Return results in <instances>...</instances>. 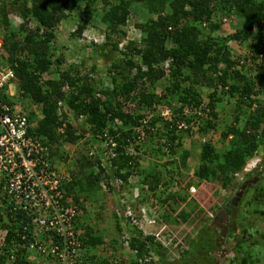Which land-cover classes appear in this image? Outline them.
I'll return each mask as SVG.
<instances>
[{
  "label": "trees",
  "instance_id": "obj_1",
  "mask_svg": "<svg viewBox=\"0 0 264 264\" xmlns=\"http://www.w3.org/2000/svg\"><path fill=\"white\" fill-rule=\"evenodd\" d=\"M132 11L139 18L134 24L138 36L118 49L121 27ZM231 13L236 27L225 32V18ZM10 15L19 19L14 27ZM76 20L81 23L74 24ZM65 22L75 26L70 38L88 28L100 29L103 42L85 41V52L63 62L59 49L50 44L57 26ZM0 29V48L15 79L14 95L3 100L9 107L18 104L35 122V134L63 165L68 179L57 191L60 205L66 199L75 211L70 227L80 264H109L92 254L107 237L102 236V219L94 221L100 227L83 220L84 204H99L95 195L101 193V184L116 192L114 180L132 186L127 180L134 177L140 193L146 191L137 200L157 212V222L197 225L209 206L202 207L188 187L203 182L223 191L237 189L241 182L235 184L233 175L264 149V101L258 98L264 94V0H0ZM242 45L250 67L238 63L235 51ZM87 58L95 62L86 68ZM224 99L233 106L229 116L218 118L215 109ZM126 102L152 115L133 114L125 110ZM159 105L169 111L167 116L156 112ZM138 128L153 157L141 162L137 154L124 153L136 149ZM193 128L199 135L218 131L223 146L216 149L201 141L197 164L187 175L186 162L195 145L184 149L182 135ZM65 145L74 147L71 155ZM243 177L257 182L243 190L235 206L230 200L224 205L230 247L209 234L204 222V229L194 230L178 256L168 261V249L155 235L143 236L136 226H123L117 218L114 228L127 238L126 253L110 264H264V165ZM22 216L8 213L6 223L0 218V230H5L0 264H32L27 258L33 241L29 217L20 225L16 222ZM108 241L111 247H123L121 240Z\"/></svg>",
  "mask_w": 264,
  "mask_h": 264
},
{
  "label": "rangeland",
  "instance_id": "obj_2",
  "mask_svg": "<svg viewBox=\"0 0 264 264\" xmlns=\"http://www.w3.org/2000/svg\"><path fill=\"white\" fill-rule=\"evenodd\" d=\"M97 13H99V11H95L94 12V18L93 20L95 22L98 21V16ZM220 17V15H218ZM82 17V16H81ZM222 18V17H221ZM235 15L233 13L229 14L227 16V19L225 18L226 22L224 24V29L225 32H229L230 30L235 29L236 26H232L234 24H236V19H235ZM11 25L14 27L19 23V19L17 17H15L14 15H10L9 16ZM73 22V21H72ZM72 22H65L62 23L58 26V28L56 29V40L53 44H50V46L56 47L57 49H59L58 53L62 54V58H63V62H68V61H75V58L78 56V54H80L81 52H85L83 50L82 44L85 41H94L96 43H100L103 42L101 41V39L103 40V30L100 29H86V31L82 32L79 36H74V37H69L70 32L72 30L75 29L74 24H80L81 20H76L74 22V24ZM139 22V18L136 15V13H134L133 11L130 12V15L128 17V19L126 20V23L124 26L121 27L122 32L124 33V36L120 37L117 39L118 41V49L120 47V45H123L124 42H127L135 37L138 36L137 30L134 28V24ZM231 25V26H230ZM239 27V26H238ZM223 32V33H225ZM223 33H218V32H214L213 34L216 35H220L223 36ZM0 40H1V29H0ZM232 45V44H231ZM230 45V46H231ZM232 47H235V45H232ZM231 47V48H232ZM233 49V48H232ZM77 50H79V53L76 52ZM237 54V59H238V63L239 64H243L245 66L250 67V64L247 60V56H246V45H242L239 50L235 51ZM2 51L0 48V58L2 57ZM70 53L73 54L70 56ZM59 54V55H60ZM84 56L86 57V53H83ZM88 54V51H87ZM56 56V55H55ZM69 59H67V57H69ZM80 56V55H79ZM83 57V56H80ZM89 58V57H88ZM85 59V67L87 68V66L91 63V62H95V59L93 60H89V59ZM2 59V58H1ZM74 59V60H73ZM97 63L98 60L96 61ZM69 63V62H68ZM60 68H65V64L61 65ZM159 87H157L155 89V93L159 92ZM258 98L262 101H264V94L258 96ZM134 103V101H133ZM133 103L130 102H126L125 105V110H129L130 112H132L134 114V112L136 114L141 113V114H145L148 116V114L152 115V113L150 111H148L149 113H147L145 110H140L137 109V107L133 106ZM232 102L231 101H226L225 99L223 100L222 103H220L217 108L215 109V111L217 112L218 118L224 117V115H228L231 112V108H232ZM36 107V106H35ZM38 108V107H36ZM139 108V107H138ZM157 111L159 112L160 115H164V109L162 108L161 105H159L158 107L156 106ZM158 113V114H159ZM165 116V115H164ZM229 116V115H228ZM140 128L137 129V136H140ZM194 128L192 129V131L190 132V134L187 135H182L183 140H182V146L184 149H189L191 147L194 148L191 150V155L187 160V166L189 168L188 174L190 175L192 170H193V166H195L197 164V159H198V147L199 144H201V141H208L214 148L216 149H222L221 143L218 140V136H219V132L218 131H211L205 135H199L197 133H195ZM229 139V137H228ZM81 144V143H80ZM134 146H137L135 153H133V150L130 152V150H128V152L130 153V155H136L137 157L139 156V160L141 161H145L148 160V157H152L150 156L149 152H150V146L149 143L147 142L146 138H143L142 141L138 142L137 144L133 143ZM191 146V147H190ZM73 146H67V153H69L70 155L73 153ZM84 149V146L83 148ZM129 149H132L131 147ZM85 151V150H84ZM152 152V151H151ZM153 158V157H152ZM160 159L162 161L166 160V157H160ZM248 166H246L244 168V171L238 172L236 174L233 175V180L235 182V184L238 183H242L243 182V174H246L245 170L251 169V167L254 166V169H258L260 166L264 165V149H262L261 151H259V154H257L256 156L252 157L250 160L247 161ZM146 165V164H145ZM173 167V166H172ZM254 169H251L249 172H253ZM134 178V177H133ZM131 178L130 180V184H133L132 186L128 187V185H124L122 186V189L120 190H116V192L112 193V191H110L109 189L106 188L105 185H100V191L96 193V197H95V202H98L100 204H95V203H85V209L87 211L84 212V216L86 215L85 218H83V220L87 221L88 223H90L91 225H97V227H100V222L98 224H96L95 219L97 218V221H100V219H102L101 225H103L105 232L102 234L107 236L104 240L103 243L101 244L100 248H97L96 250H94L92 252V254L95 255L96 260H98L101 257H104L106 259V261L110 264L111 262H114L113 257H119L121 256V254H124L123 252H125L126 247H121L122 249H120L119 244L116 245V248H119L120 250L117 251L116 248H114V246L111 247V244L109 243L108 239H113V242L116 244L119 242V240L122 239L121 235L119 232L115 231V221L117 220L118 216L124 214L125 213H129L131 215V218H133L134 223H131L130 220L125 221V220H119L120 223H122L123 226H136L141 234L143 236H151V235H155L156 241L158 243L161 244V246H165L168 248L167 250V260L171 261L173 258L177 257L179 254V251L181 249H183L184 247V240L187 238H190L193 233L194 230L196 229H204L208 231L209 234L211 235H215V238L218 239L220 238L222 240V242L225 243V246L227 245L228 247H230L232 241H231V233H228L229 230V222L228 219L226 221H222L220 220V218L218 217V215L220 213H225L226 216H229L228 211L226 212L225 209L226 207L224 206L226 203H228V201L233 198L235 192L237 191V189H230L227 191H223L222 189H220L217 184H209V183H196L193 182V184H191L188 187V190L191 194V196L198 198L199 197V204L202 207L205 206H209V209L206 212V215L203 217V220L200 221V223H198L197 225H193V224H185V225H163L160 224L159 222L156 221V211H153L151 208L147 207L145 205V203H141L137 200V198L140 199L141 195L144 196L146 194V191H142V193H140L139 189L140 187H138L137 185L135 186L134 183V179ZM256 183V182H255ZM134 186V187H133ZM144 188V187H142ZM198 189V190H197ZM171 190V188H170ZM199 193L198 195L196 193ZM133 196L135 197L133 199ZM117 199H120L119 201L123 203V212L120 213L118 211L117 208ZM99 200H101L102 202H100ZM83 212V211H82ZM82 212L78 213L81 214ZM118 214V215H116ZM125 216H127L125 214ZM227 216V217H228ZM245 218H250L249 215H244ZM83 220L79 221L81 224H83ZM151 220L154 221L151 222ZM218 220V223L214 224V221ZM118 221V220H117ZM254 221H257V219H254ZM205 222V223H204ZM205 224L203 227L202 224ZM258 224V223H256ZM124 229V227H123ZM223 230H225L223 232ZM121 233L123 234V232L121 231ZM170 239H172V241L170 242ZM173 239L175 240H179L178 242H180V245L175 244V242L173 241ZM117 241V242H116ZM181 247V249L179 250V248ZM115 249V250H114ZM126 253V252H125ZM222 254V253H221ZM227 256H225V258H230V253L228 252L226 254ZM27 258L29 261H31V263L34 262H39L41 263L43 261V257L37 254H34L32 252H29L27 254ZM220 258V257H219ZM220 259H223V257H221Z\"/></svg>",
  "mask_w": 264,
  "mask_h": 264
},
{
  "label": "built area",
  "instance_id": "obj_3",
  "mask_svg": "<svg viewBox=\"0 0 264 264\" xmlns=\"http://www.w3.org/2000/svg\"><path fill=\"white\" fill-rule=\"evenodd\" d=\"M1 58V222L8 221V213L23 214L21 218H17V225L22 223L24 216L29 217L33 241L27 250L43 257L41 263L32 264H80L82 260L79 246L70 227L75 211L66 199L65 205H60L61 194L57 191L58 185L68 177L63 165L51 156V151L43 138L35 134V122L27 119L18 104L9 107L3 100L14 95L15 79L4 53ZM168 113L169 111L165 109L164 115L167 116ZM140 134L133 138L135 144L142 141L143 135L141 132ZM110 146H115V142H110ZM126 215L129 216V213ZM131 222L134 223L133 220ZM49 233L54 236H48ZM4 236L5 230H0V241Z\"/></svg>",
  "mask_w": 264,
  "mask_h": 264
},
{
  "label": "clouds",
  "instance_id": "obj_4",
  "mask_svg": "<svg viewBox=\"0 0 264 264\" xmlns=\"http://www.w3.org/2000/svg\"><path fill=\"white\" fill-rule=\"evenodd\" d=\"M59 26V25H58ZM58 26H57V28H58ZM57 31V30H56ZM141 133H142V135H143V138H145V134L143 133V131L141 130L140 131ZM143 140V139H142ZM133 143H134V140H133ZM68 145H65L64 146V148L65 147H67ZM132 146V145H131ZM134 146V145H133ZM132 149H124V153L125 154H128V155H130V153L128 152V150H130V152L133 150V153H135V150L136 149H134L133 147H131ZM135 148H137V146H135ZM246 166H248V164H246L243 168H242V170L241 171H244V168L246 167ZM251 169H254V166L253 167H251ZM251 169H248V170H245V171H247V172H245V173H248ZM255 178V177H254ZM253 179V178H252ZM252 179H249V180H252ZM130 180L131 179H128L127 180V182L130 184ZM247 181V180H246ZM244 182V181H243ZM242 182V183H243ZM257 182V181H256ZM113 183V185H114V187H116V190H120V189H122V186H124L123 185V183H122V181H120V180H118V179H116V180H114V182H112ZM241 183V184H242ZM131 185H133V184H131ZM128 187H130V185H128ZM249 187V186H248ZM247 188V187H246ZM243 192V191H242ZM112 193H114L113 191H112ZM135 197H133V199H134ZM120 199H117V208H118V211L120 212V213H122L123 212V203H121L120 201H119ZM231 202V201H230ZM231 205V204H230ZM125 212H124V214H122V215H120V216H118V218H120V220H125V221H128V220H130V221H132L133 220V218H131V215L129 214V216H125ZM222 214H225V213H222ZM116 215H118V214H116ZM226 215V214H225ZM228 216V215H227ZM226 216V219H225V221L227 220V217ZM220 218V217H219ZM128 219V220H127ZM221 219V218H220ZM134 221V220H133ZM152 222L154 223V221L152 220ZM132 223V222H131ZM127 236V235H126ZM122 237V239H121V241L123 242L122 243V246L123 247H126V243H127V238L125 237V236H121ZM172 241V239H170V242ZM179 240H176V242H175V244H177V242H178ZM180 243V242H179ZM163 246V245H162ZM163 247H165V246H163ZM98 248H100V247H98ZM165 248H167V247H165ZM168 249V248H167Z\"/></svg>",
  "mask_w": 264,
  "mask_h": 264
},
{
  "label": "water",
  "instance_id": "obj_5",
  "mask_svg": "<svg viewBox=\"0 0 264 264\" xmlns=\"http://www.w3.org/2000/svg\"><path fill=\"white\" fill-rule=\"evenodd\" d=\"M256 181H257V178H253L252 180L244 181V182L238 187V189H237V191L235 192L233 198L231 199L230 204H231L232 206H235L236 203H237V201L239 200V198H240L241 195H242V191H243L246 187H248V186L254 184ZM218 217H220L222 221H225V219H226V215H225V214H222V213H220V214L218 215ZM215 223L219 224V223H218V220H216ZM215 223H214V224H215Z\"/></svg>",
  "mask_w": 264,
  "mask_h": 264
},
{
  "label": "flooded vegetation",
  "instance_id": "obj_6",
  "mask_svg": "<svg viewBox=\"0 0 264 264\" xmlns=\"http://www.w3.org/2000/svg\"><path fill=\"white\" fill-rule=\"evenodd\" d=\"M228 219V218H227ZM221 220V219H220ZM214 223H215V221H214ZM225 230H223V232H224ZM219 240H221L220 238H218Z\"/></svg>",
  "mask_w": 264,
  "mask_h": 264
}]
</instances>
